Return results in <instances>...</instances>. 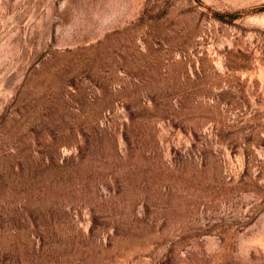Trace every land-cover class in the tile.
Instances as JSON below:
<instances>
[{
	"label": "rangeland",
	"instance_id": "obj_1",
	"mask_svg": "<svg viewBox=\"0 0 264 264\" xmlns=\"http://www.w3.org/2000/svg\"><path fill=\"white\" fill-rule=\"evenodd\" d=\"M0 264H264V0H0Z\"/></svg>",
	"mask_w": 264,
	"mask_h": 264
}]
</instances>
